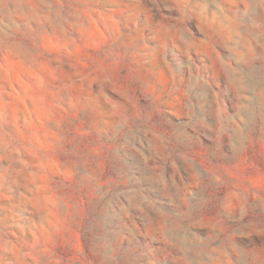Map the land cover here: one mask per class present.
Instances as JSON below:
<instances>
[{"label":"rangeland","instance_id":"obj_1","mask_svg":"<svg viewBox=\"0 0 264 264\" xmlns=\"http://www.w3.org/2000/svg\"><path fill=\"white\" fill-rule=\"evenodd\" d=\"M0 264H264V0H0Z\"/></svg>","mask_w":264,"mask_h":264}]
</instances>
